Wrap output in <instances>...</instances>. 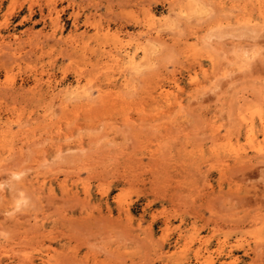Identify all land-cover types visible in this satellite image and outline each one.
I'll list each match as a JSON object with an SVG mask.
<instances>
[{"label": "rangeland", "instance_id": "obj_1", "mask_svg": "<svg viewBox=\"0 0 264 264\" xmlns=\"http://www.w3.org/2000/svg\"><path fill=\"white\" fill-rule=\"evenodd\" d=\"M18 1L19 4L15 6L16 11L11 9L12 3H18ZM18 1L0 0V32L24 38L22 40L24 47L20 51L19 58L25 56L20 62L15 63L17 57H13L14 55H11L13 53L10 51L0 52V121L2 122L0 124L10 128L13 133L11 136L15 135L8 141L11 145L8 147L7 142V146H3V149L0 150V165L4 163L2 164L4 167L0 168V264H23L25 258L26 261L28 258L35 259V264H44L43 259L48 260V258L53 262L51 264H151L152 262L147 263L146 257L143 260V254L145 250H149L151 257L155 258L152 255L155 253V241L162 240L161 243L166 248L165 252L174 254L184 250L188 241L191 242L192 237L200 235L204 238L211 237L209 248L212 252H204V260L210 259V256L216 264L228 260L230 248L239 242L243 245L235 250V254L241 257L239 264H264V160L255 159V161L244 165L234 164L235 161L228 151L227 141L225 143V140L220 141L217 135L212 137V131L218 127L217 125L222 126L221 122L224 123L223 129H221L222 136L226 129L236 127V123L239 124L241 121L242 114H246V112L249 114L247 107L248 109L260 107L264 110V26H262L264 14L261 15V11L264 13V0L261 7L260 3L258 4L254 0ZM51 1H54V5L57 4L59 11L63 10L65 40L76 38L71 37L77 33L83 34L87 30L84 24L87 14L93 15L92 17L100 24H105L102 25L103 28L111 30L109 33L111 40L121 36L127 43H134L132 46H135L141 38L149 51V56L143 57L142 70L137 72L128 70L129 67H126L125 73L119 70L113 74L114 70L111 72L108 70L109 73L104 74L105 63L101 64L102 66L100 63L107 58L104 57L103 61L99 63V60L96 59L97 55L91 54L92 50L91 52L90 50L89 52L85 51V56L82 54L83 52L80 51L81 53L78 54L65 43L60 44L61 47L59 45L57 47L52 39L48 43L54 45L55 48L54 46V49L51 48V44H48L47 53L40 54L38 52L40 47L35 45V48L31 47L29 33L43 31L45 36L50 34L51 28L49 24L46 25L42 21L40 9L47 10L48 6L52 4ZM32 3H36V6H33ZM68 3L69 6H67ZM258 5L259 7H257ZM31 6L34 7L36 13L33 18H27L28 8ZM71 11H73L72 13L77 11L83 15H81L79 31L74 34H71L75 30ZM8 15H10V25L5 22ZM244 18L247 19L244 20ZM138 21H140L139 24ZM246 21L248 25L250 23H254V25L244 26L246 23L243 22ZM146 24L150 25L149 29L155 27L154 32H150L146 28ZM253 26L256 31L252 29ZM155 29L160 33L157 34ZM88 30L90 38L94 37L92 34L96 35L94 28L91 27ZM112 32L120 35L116 34V37ZM89 37H87L88 40ZM110 42L107 44L109 50ZM92 46H95L93 47L95 49L98 48L95 42L92 43ZM31 48H33V52ZM50 49H52V53ZM192 49L199 53H195ZM245 50H249L251 53L247 51V56L244 59ZM68 51L71 53L66 56ZM256 51L259 53L257 52V55L254 56ZM192 52L195 54L192 55ZM7 53L12 58L7 56ZM76 54L79 56L77 57ZM73 57L74 59H72ZM251 57L253 61L250 60ZM37 58L40 60H35ZM246 59L248 63L245 61ZM74 60H76L75 63ZM146 60L148 64L145 63ZM93 62L97 65H95L97 70L93 68L95 67ZM12 63L13 65H11ZM91 70L96 72H91ZM203 70L208 72L205 76L209 79H204L206 72ZM41 71L44 72L46 79L51 74L56 76L54 78L57 79L58 91H61V88L68 89L67 92L69 89L73 91L76 85L83 87L87 82L83 88L90 89L92 87L90 90V93L92 92L91 103L89 101L87 103H90V106L94 105L96 116L90 106L79 107L83 99L78 96L80 98L78 101L77 95L70 93L71 91L68 94L70 96L63 90L61 92H66V96L64 93L59 94L58 97L53 98L54 100L47 97L46 80L41 81L40 85H37L35 81L37 76L43 74ZM76 71H79V74L82 73L83 76L81 77ZM97 73H100L99 77L96 75ZM128 76L132 77L131 80L128 79ZM212 76L214 79L211 80ZM195 77L197 80H192ZM90 78H93L91 83L89 82ZM110 78L113 79L111 82ZM126 79L128 82L130 81L128 87L123 85ZM210 81V88H206L205 93L196 90L202 88L203 85L208 87ZM175 83H178L179 86L177 87ZM92 84L94 85L92 86ZM119 84H122L120 89L123 87V91L116 90ZM159 85L160 87H169L168 89L174 88L172 92L175 99L173 98V100L177 105L174 103L171 107L162 103L157 105L151 100L154 94L157 95ZM35 87L38 89L37 92L41 91V94L39 92L33 96ZM192 87H195V90ZM106 90L110 92L113 100L109 93L105 94ZM119 90L121 92L116 94ZM149 90L152 92L148 93ZM197 91L204 94H197ZM191 92L193 94H190ZM119 94L123 96H119ZM144 95L149 97L148 99L147 97L143 98L147 100L146 102L141 99ZM67 96L69 99L66 98ZM70 97L73 98L72 101ZM99 97L106 101L102 102ZM118 97H124V99L121 101ZM238 97L240 98L238 99ZM241 97H246V101H243ZM65 99L70 100L71 103L67 100L66 102ZM92 99L95 102H92ZM115 99L119 102L113 106L111 101L115 103ZM176 99L178 102L181 100L179 103L183 105V109L178 108ZM140 101H143L144 104H140ZM242 101L244 110L238 109L240 106L242 107ZM247 101L250 103L248 104ZM256 102H259V105ZM124 104L126 107H123ZM65 106L68 108L66 109ZM104 106L109 107L106 109L107 111ZM143 106L145 107L143 108ZM86 108L88 111L91 109L92 111H90L93 113L88 112ZM138 108L140 112H138ZM175 108H178L180 113H177L178 110ZM163 109H166L167 114ZM173 109L174 111H172ZM151 112L159 115L154 114L156 117L154 118L153 115L152 119L154 120H152ZM141 113L142 117L147 116L142 119L143 122L140 119ZM124 114L126 115L124 116ZM127 114L131 115L130 118L126 117ZM237 114L240 115V121H237L239 117ZM75 115H78V118L72 119ZM162 115H164V118L162 117L164 121L161 119ZM168 115H172V117L169 118ZM165 116L167 117L165 118ZM158 118L162 122H159ZM157 119L158 125L155 122ZM172 119L177 121H175L177 125L171 122ZM101 120L106 123H101ZM132 120L133 126H131L132 123L127 124ZM108 122H111L110 126ZM146 122L155 124L152 126V123L150 126V123ZM32 123H50V125L43 132L35 133L30 129V127L33 128L34 124ZM122 123L126 125H122ZM160 123L162 124L160 125ZM26 124L32 125L28 127ZM71 124L72 126H70ZM96 125L98 126L95 127ZM212 125L215 128L213 127L214 130L212 129L211 133ZM116 127L119 128L118 131ZM23 134L25 136L20 138ZM64 134L70 139L65 140L67 137ZM214 134L216 133L214 132ZM36 135H40L39 138ZM35 139L39 140V143H33L36 142ZM214 139L222 144H218L216 140L212 142ZM23 140L28 142L24 144ZM78 142L80 143L77 144ZM80 144L82 148L80 146L78 148L77 145ZM218 145L220 147L217 148ZM224 145L228 150L224 148ZM60 146L65 152L60 153ZM55 147L58 148L60 156L55 152ZM8 149L15 150L16 155ZM10 154L13 155L11 158H9ZM43 155L46 161H40V166H38L37 162L40 159L37 158H43ZM214 155L222 157L221 160L226 159L221 161L217 159L219 158L217 156L216 161L218 160L220 163L214 161L215 159L212 163L210 162L212 159H209L211 156V158L216 157ZM2 160L7 161L2 162ZM35 160L38 161L34 164ZM214 162L216 165L219 163L218 167ZM222 162L225 163V167L231 166L224 168V174H222L224 167H222ZM24 168L25 172H22V177H13L18 172L17 170L23 171ZM37 170L43 172L49 170L50 174H48L49 171L46 172L48 177L44 175V178L41 175L42 171ZM13 172L14 174H12ZM34 174V178L31 177ZM36 175L39 177L37 178ZM35 178L38 180V184H34V182L37 183ZM43 178L47 179V187L44 189L38 186L40 181L44 180ZM21 179L23 181L25 179L33 180L34 182H31L33 186H36L32 188L33 186H30L32 183L29 181V184L26 180L25 189H20L24 186ZM17 180H20L21 183ZM83 182L85 183L82 184ZM62 183L63 186H60ZM26 184L28 185L26 186ZM82 185L90 186L91 191V197L88 198L89 206L86 201V205L83 207L86 209L82 208L84 202L80 201L81 197L82 200H87ZM49 187L54 190L53 197L51 192L49 193ZM60 187L61 189L64 187L62 189L64 192H61ZM41 189L43 192H40ZM74 192L76 197L79 196L78 198L74 197ZM105 192H107L106 195H104ZM48 194L51 197H48L47 200L45 197ZM77 199L83 204L82 206L76 201ZM16 201L19 202L17 205H15ZM91 204H96L95 208ZM121 204L123 205L121 206ZM124 204L130 205L131 215H127V217L130 216L129 219L125 217ZM11 205L20 208L14 209ZM100 210L101 213H99ZM86 211L91 218L88 217ZM92 213L96 219L93 218ZM89 218L94 219V222L88 221ZM87 221L92 222L91 225ZM167 221L174 225L171 232L165 230ZM145 231L152 232L148 235L145 234ZM165 232L166 234H164ZM181 233L184 237L177 243ZM151 235L153 238H150ZM162 235L169 238L164 239ZM225 239L227 247L218 252L220 243L226 241ZM186 240L188 241L186 242ZM199 243L198 240L195 241L191 245V250L187 249L186 251L192 264H197L195 251L201 248ZM2 246H7L11 252L6 250L7 247L3 249ZM149 255L146 254L150 258ZM153 258L152 260H156ZM177 260L178 255L170 258L165 264H177ZM153 263L164 264L163 260L160 262L156 260Z\"/></svg>", "mask_w": 264, "mask_h": 264}, {"label": "bare ground", "instance_id": "obj_2", "mask_svg": "<svg viewBox=\"0 0 264 264\" xmlns=\"http://www.w3.org/2000/svg\"><path fill=\"white\" fill-rule=\"evenodd\" d=\"M18 1V0H17ZM55 1V0H54ZM54 1H51V3L53 4V6H52V4L51 5H49L48 7L49 8H47V10L46 9H44V8H42L41 6H39L40 8H42V9H40V14H41V19H42V21L47 25V24H49V26H50V28H51V32H50V34L49 35H46L45 36V32H43V31H41V32H39V33H29L30 35H29V43H30V45H31V47L33 46V48H35L34 47V45L36 46V47H40L39 48V50H38V52H40V54H45V53H47V51H46V49H47V47H48V44L50 45L51 43H48L49 42V40L51 41V39L54 41V44L55 45H57V47H58V45L60 46V44L61 45H63V43H65V44H67V45H70V47H71V49H73L74 51H77V53L78 54H80L81 52H83L82 54H84L85 53V51L86 52H89V50H90V52H91V50H92V52H91V54L92 55H97V57H96V59H98L99 60V63L101 62V61H103V58L105 57V58H107V59H105L104 61H106V62H101L100 63V65L102 64V65H104V63H105V65L103 66V71L105 70V71H108V70H110V72L112 71V70H114L113 71V74L115 73V71H119V70H121V72L122 71H124V69L126 68V67H129L128 68V70L129 69H131V70H133V71H140V70H142V67L144 66L143 64H144V60H143V57H145V55H146V58L149 56L148 54V47H147V45H145V43L144 42H142L141 41V38L137 41V43L135 44V46H132L134 43H132V44H130V43H127L124 39H122L121 38V36H116V34L117 33H113V34H115V36L117 37V38H112L113 40H111V38L109 37L111 34H109V33H111L110 31L111 30H109V29H105V28H103L102 27V25H105V24H100L99 22H97L98 20H95V18L94 17H92L93 15H89V14H87L86 16H85V20H84V24L86 25V27H87V30L83 33V34H78L77 32L79 31V27H80V24H81V13L80 12H77V11H75L74 13H72L73 11H71V17L72 18H74V23H73V25H74V27H75V30L74 31H72L71 32V34H74V33H77V34H75V35H73L71 38H73V37H76V38H73V39H71V40H65V37H64V28H65V26H64V24H63V20H62V8H61V10L62 11H59L58 10V6H57V4H55L54 5ZM68 1V0H67ZM73 1V0H72ZM254 1H257L258 2V4L260 3V7H261V4H263V0H254ZM16 2V1H15ZM12 3V8L11 9H16L15 8V6L17 5V4H19V1H18V3ZM70 2V1H69ZM74 2V1H73ZM72 2V3H73ZM76 2V1H75ZM59 3V2H58ZM13 4H14V6H13ZM21 4V3H20ZM33 4V6H36V3L34 4V3H32ZM38 5V4H37ZM40 5V4H39ZM71 5V4H70ZM255 5V4H254ZM33 6H31V7H29L28 9H29V15L28 16H26L27 18H33L34 16H35V13H36V10L34 9V7ZM67 6H69V3H68V5ZM73 6V5H72ZM79 6V5H78ZM66 7V6H65ZM257 7H259V5L257 6ZM9 8H10V6H9ZM64 8V7H63ZM67 8V7H66ZM81 8H82V6H81ZM80 8V9H81ZM49 9V10H48ZM83 9V8H82ZM263 9H264V7H263ZM9 10V9H8ZM78 10V9H77ZM84 10V9H83ZM259 10V9H258ZM261 10H262V8H261ZM16 11V10H15ZM49 11V12H48ZM9 12H10V10H9ZM9 12H7V14L9 13ZM14 12V11H13ZM83 12V11H82ZM260 12V11H259ZM11 13H12V10H11ZM48 13V14H47ZM184 13V12H183ZM186 13V12H185ZM188 13V12H187ZM10 14V13H9ZM251 14V13H250ZM262 14H264L262 11H261V15ZM184 15V14H183ZM83 16V15H82ZM249 16V15H248ZM7 17V16H6ZM10 15H8V18L5 20V22L7 23V25H10ZM250 17H251V15H250ZM264 17V16H263ZM262 17V18H263ZM96 19H97V17H96ZM247 18H244V20H246ZM254 19V18H253ZM243 20V19H242ZM248 22H250L249 20H247ZM247 21L246 22H243V23H246V25H244V26H247L248 25V23H247ZM101 22V21H100ZM139 22L140 21H138V24H139ZM252 22V21H251ZM258 23V22H257ZM256 23V24H257ZM242 24V23H241ZM251 24V25H250ZM247 27H251L252 25H254V23L252 24V23H250ZM152 25V24H151ZM258 25V24H257ZM261 25V24H260ZM146 26V28H148L149 29V27H150V25L149 24H146L145 25ZM262 26H264V24L262 25ZM94 28L95 29V31H96V35L95 34H92L94 37H92V38H90L88 35H89V28ZM246 27V28H247ZM255 26H253V30H255L256 31V28H254ZM257 27V26H256ZM259 27V26H258ZM151 28V27H150ZM155 28V27H154ZM154 28H152V29H149V31L151 32H154ZM110 29H111V27H110ZM142 29V28H141ZM250 29V28H249ZM251 29V30H252ZM159 30H160V28H159ZM159 30H156L155 29V31L157 32V34L158 33H160V31ZM261 30H263V29H261ZM261 30H258V31H261ZM145 31V30H144ZM264 31V30H263ZM28 32V31H27ZM108 32V33H107ZM162 32V31H161ZM11 34V33H10ZM5 35V34H3L2 32H0V52H8V51H10L11 53H13V54H11V55H14L13 57H17V59H15L14 61H15V63L16 62H20L24 57H22V58H19V54H20V51L22 50V48L24 47L23 46V42H22V40L24 39V38H21L20 36H15V35ZM119 34V33H118ZM117 34V35H118ZM151 34V33H150ZM149 34V35H150ZM92 35H90V36H92ZM120 35V34H119ZM114 36V35H113ZM153 36V35H152ZM155 36V35H154ZM160 36H161V34H160ZM87 37H89L90 39L88 40V38ZM112 37V36H111ZM94 38V39H93ZM147 38V37H146ZM44 39H46L45 41H43ZM110 40H111V42H113V43H111L110 42ZM147 40V39H146ZM151 40V39H150ZM149 40V41H150ZM152 40H153V38H152ZM25 41V40H24ZM52 41V42H53ZM93 42H95L96 43V46H98V48L97 49H95V48H93V47H95V46H92V43ZM110 42V50L108 49V43ZM130 42V41H129ZM46 44H47V46H46ZM51 46H52V44H51ZM54 46V45H53ZM53 46L51 47V48H53ZM65 46V45H64ZM92 46V47H91ZM61 47V46H60ZM59 47V48H60ZM63 47V46H62ZM29 48V47H28ZM33 48H31L32 49V52H33ZM54 48H55V46H54ZM53 48V49H54ZM64 49V48H63ZM62 49V53H63V51L65 50H63ZM197 49V48H196ZM34 50H36V49H34ZM73 50H71V51H73ZM98 50V51H97ZM199 50V49H198ZM52 51V49H50V52ZM81 51V52H80ZM192 51H194L195 53L197 52V53H199L197 50L195 51L194 49H192ZM200 51V50H199ZM248 52H250L251 53V51H249V50H247ZM247 51L245 50V55H244V59L246 58L245 56H247ZM50 52H49V54H50ZM194 52H192L191 54L193 55V53ZM253 52V51H252ZM257 52L259 53V51H256L255 53H254V56H256L257 55ZM52 53V52H51ZM54 53V52H53ZM68 53V54H67ZM69 53H71V52H66V56L67 55H69ZM189 53V52H188ZM194 53V54H195ZM30 54V53H29ZM49 54H48V56H49ZM87 54V53H86ZM90 54V55H91ZM256 54V55H255ZM7 56H10V55H8V53L6 54ZM21 55H23L22 53H21ZM32 55H34V54H32ZM31 55V56H32ZM71 55H75V54H71ZM71 55H70V58H71ZM85 55V54H84ZM198 55H201V54H198ZM56 56V55H55ZM76 56L78 57L79 55H77L76 54ZM86 56V55H85ZM253 55H252V57H254ZM36 57V56H35ZM37 57H39L40 59H41V57L40 56H38L37 55ZM49 57H51V56H49ZM91 57V56H90ZM92 57H94V56H92ZM195 57V56H194ZM242 57V56H241ZM249 57H250V55H249ZM252 57H251V61H253V59H252ZM10 58H12V56H10ZM9 58V59H10ZM65 58V57H64ZM69 58V57H68ZM40 59H35V60H40ZM72 59H74V57L72 58ZM196 59V58H195ZM13 60V59H12ZM75 61L76 60H74V63H75ZM88 61H91L90 59H88ZM97 63V65H99L98 64V61L97 60H95ZM94 61V62H95ZM213 61V60H212ZM245 61H247V59L245 60ZM92 63L93 64V66H95L96 64L95 63ZM147 62V60L145 61V63ZM244 62V61H243ZM71 63H72V61H71ZM74 63H72V64H74ZM246 63V62H245ZM247 63H248V61H247ZM246 63V64H247ZM251 63V62H250ZM10 64V63H9ZM18 64H20V63H18ZM146 64H148V62L146 63ZM11 65H13V63L11 64ZM90 65V64H89ZM96 65V66H97ZM101 65V66H102ZM15 66H16V64H15ZM23 66V65H22ZM70 66H71V64H70ZM96 66L95 67H93L95 70H97L96 69ZM246 66V65H245ZM98 67H100V66H98ZM92 68V69H93ZM8 69V68H7ZM13 69V68H12ZM10 70H11V68H10ZM67 71H68V68L66 69ZM127 70V69H126ZM126 70L124 71V73L126 72ZM8 71H9V69H8ZM18 71H20V70H18ZM79 71H81V70H79ZM79 71H76V72H78V74L80 73ZM101 71H102V69H101ZM104 71V74H106V73H109V71L108 72H105ZM203 71H205L206 72V70H203ZM15 72V71H14ZM42 72V71H41ZM85 72V71H84ZM91 72H96V71H92L91 70ZM97 72H99V71H97ZM36 73V72H35ZM43 74L42 75H40V76H37L36 77V84L37 85H40V83H41V81H45V83H46V85H47V91H46V96L47 97H49V98H55V97H58L59 96V94L61 95V94H63L64 92H61V91H63V90H65V89H63V88H61L62 90L60 91H58V84H57V79H55L54 77H56V76H54V75H49V76H47L48 77V79H46L45 78V75H44V72H42ZM67 73V72H66ZM102 73V72H101ZM128 73V72H127ZM133 73V72H132ZM204 73V72H203ZM208 72H206V73H204V79L206 80V79H209L207 76H205L206 74H207ZM50 74V73H49ZM77 74V73H76ZM91 74V73H90ZM99 74L100 73H97L96 75H98V77H99ZM103 74V73H102ZM134 74V73H133ZM139 74V73H138ZM79 75H81V77L83 76V74L81 73V74H79ZM120 75V74H119ZM209 75V74H208ZM87 76V75H86ZM104 76V75H103ZM108 76V75H107ZM130 76V75H129ZM129 76H128V79L129 80H131V78H129ZM211 76V75H210ZM209 76V77H210ZM96 77V76H95ZM114 77V76H113ZM116 77V76H115ZM207 77V78H206ZM215 77V76H214ZM13 78V77H12ZM79 78H80V76H79ZM112 78V77H111ZM109 79L110 80V82L113 80V79ZM175 78V77H174ZM174 78H173V80H174ZM197 77H195L194 79H192V80H195ZM92 79L93 78H90V83L92 82ZM106 79V78H105ZM128 79H126L125 80V83L123 84L122 82V84L124 85V86H126V87H128V83L130 82H128ZM176 79V78H175ZM211 80L212 79H214L213 78V76L210 78ZM86 80H88V79H86ZM94 80H96L95 78H94ZM108 80V81H109ZM123 80V79H122ZM172 80V81H173ZM197 80V79H196ZM209 81V80H208ZM88 82V83H89ZM174 82V81H173ZM199 82V81H198ZM203 82V81H202ZM10 83V82H9ZM87 83V82H86ZM86 83L84 84V86L86 85ZM193 83V85H195V83L194 82H192ZM201 83V82H200ZM213 83V82H212ZM35 84V86H37ZM77 84V83H76ZM111 84V83H110ZM114 84V83H113ZM121 84V85H122ZM176 85H177V87L179 86V84L178 83H175ZM196 84H198L197 82H196ZM210 84H211V81H210V83H209V85H208V87L206 86H204L203 85V89L202 88H198V89H196V90H199V91H201V92H203L204 90L205 91H207V89L208 88H210ZM31 85V84H30ZM79 85H80V83H79ZM94 84H92V86H93ZM120 84H119V86H118V88L116 89V90H118V89H120V86H121ZM130 85V84H129ZM199 86H200V84H198ZM15 86V85H14ZM75 86V85H74ZM83 86V87H84ZM90 86V85H89ZM212 86V85H211ZM214 86V85H213ZM11 87V86H10ZM17 87V86H16ZM33 87V86H32ZM73 87V86H72ZM83 87H81V85L80 86H78V85H76V88L73 90V91H71L70 89H69V92L70 93H72V94H76L77 96H76V98L78 99L79 97H81L82 99H83V101H82V103L80 104V106L79 107H83V106H90L91 104V98H92V92L90 93V90H92V87L90 88V89H88V88H83ZM97 87H99V86H97ZM130 87V86H129ZM159 87H160V85H159ZM37 88H38V86H37ZM36 87L34 88V90H33V96H36L37 94H39V92H40V94H41V91H39V92H37V89ZM40 88V87H39ZM69 88V87H68ZM99 88H102V87H99ZM98 88V89H99ZM112 88H113V86H112ZM123 87H121V89L120 90H124V89H122ZM125 88V87H124ZM156 88V87H155ZM155 88H153V91H155L154 89ZM169 88V87H168ZM168 88H166L165 86H161L158 90H157V92H156V94L157 95H153V97L151 96L152 94H150V96L152 97L151 98V100H153L154 102H155V104H157V105H160L161 103L162 104H167L168 106H172L173 105V103L175 104V100H173V98L175 99V97L173 96V92H172V89L174 90V88H172V89H168ZM180 88V87H179ZM193 88V90H195L194 88L195 87H192ZM197 88V87H196ZM207 88V89H206ZM72 89V88H71ZM111 89V88H110ZM129 89V88H128ZM212 89V88H211ZM24 90V89H23ZM30 90V92H31V89H29ZM67 90L68 89H66L65 91L67 92ZM115 90V91H116ZM119 90V92H116V94L117 93H120L121 91ZM28 91V90H27ZM103 91H105V89H103ZM108 90H106V92H105V94L106 93H109L110 94V92H107ZM113 91V90H112ZM111 91V92H112ZM199 91H197V94H204L205 93V91H204V93H201V92H199ZM44 92V91H43ZM61 92V93H60ZM66 92L64 93V95L66 94ZM69 92H67V95L68 94H70ZM149 92H152V91H148V93ZM175 92V91H174ZM100 93V92H99ZM98 93V94H99ZM113 93H115V92H113ZM147 93V92H146ZM147 93V94H148ZM176 93V92H175ZM193 93H195V91H193ZM192 92L190 93V94H193ZM44 94V93H43ZM71 94V95H72ZM108 94V95H109ZM146 94V95H147ZM177 94V93H176ZM100 95V94H99ZM104 95V94H103ZM112 95H114V94H112ZM188 95H189V92H188ZM43 96V95H42ZM41 96V97H42ZM66 96V95H65ZM64 96V97H65ZM68 96H70V95H68ZM68 96L66 97V98H68ZM79 96V97H78ZM101 96H102V94H101ZM100 96V97H101ZM110 96H111V94H110ZM110 96H109V98H110ZM115 96V95H114ZM119 96H123L122 94L120 95L119 94ZM191 96V95H190ZM195 96H196V93H195ZM243 96V95H242ZM40 97V96H39ZM63 97V96H62ZM99 97V98H100ZM104 98H105V96H103ZM144 97H147V96H143L141 99L143 100V101H147V100H144L143 98ZM182 97V96H181ZM189 97V96H188ZM192 97V96H191ZM71 99V101L73 100V98L72 97H70ZM98 98V99H99ZM108 98V97H107ZM111 98H112V96H111ZM110 98V99H111ZM117 98V97H116ZM118 98H120V97H118ZM149 97H147V99H148ZM196 98V97H195ZM240 97H238V99H239ZM244 97H241V99L244 101H246V97L243 99ZM44 99V98H43ZM63 99V98H62ZM69 99V98H68ZM80 99V98H79ZM79 99H78V101H79ZM100 99H102V98H100ZM114 98H112V100H113ZM121 99V101H122V99H124V97L123 98H120ZM49 100V99H48ZM47 100V103L49 102V101H52V100H49L48 101ZM54 100V99H53ZM67 99H65V101H66ZM70 100H67V101H69L70 102ZM177 101H176V103H178V105L180 106H178V108L180 109H183L182 108V106L183 105H180V101L182 100V98H181V100L178 102V99H176ZM190 100H192V98H190ZM63 101V100H62ZM66 101V102H67ZM90 102V103H87V102ZM101 101V100H100ZM106 101V99H102V102H105ZM115 103H113L112 101H111V104H113V106H115L116 105V103L117 102H119L117 99H115ZM124 102H126L125 100H123ZM143 101L141 102L140 101V104L142 103V105L144 104L143 103ZM153 101H151V102H153ZM242 101V107L240 106L238 109H243L244 110V105H243V102ZM64 102V101H63ZM92 102H95L94 101V99H92ZM248 102V101H247ZM246 102V103H247ZM71 103V102H70ZM78 103V102H77ZM80 103V102H79ZM139 103V102H138ZM250 102H248V104H249ZM252 103H254V102H252ZM44 104V103H43ZM102 104V103H101ZM104 104V103H103ZM102 104V105H103ZM106 104V103H105ZM104 104V105H105ZM115 104V105H114ZM123 104V103H122ZM184 104H186V103H184ZM256 104H258L259 105V102H256ZM255 104V105H256ZM260 104H262V102H260ZM64 105H65V103H64ZM67 105V104H66ZM101 105V106H102ZM107 105V104H106ZM139 105V104H138ZM141 105V106H142ZM175 105H177V104H175ZM239 105H241V104H239ZM70 106V105H69ZM109 106V105H108ZM113 106H112V108H113ZM161 106H163V105H161ZM185 106V105H184ZM76 107H78V106H76ZM75 107V108H76ZM93 107H94V105L92 104V106H90V108H92V110H93V112H91L92 110L91 109H89V111L91 112V113H93V114H95V111L94 110H96V109H93ZM123 107H126L125 106V104H124V106ZM145 106H143V108H144ZM169 107V108H170ZM222 107V106H221ZM224 107V106H223ZM65 108H66V106H65ZM64 108V109H65ZM68 108V107H67ZM66 108V109H67ZM74 108V109H75ZM107 108H109V107H106V106H104V109L106 110ZM143 108H141V110L143 109ZM156 108H157V106H156ZM178 108H175V109H177L178 111H177V113H180V110L178 109ZM245 108H246V106H245ZM77 109H79V108H77ZM87 109V111H88V108H86ZM103 109V110H104ZM111 109V108H110ZM113 109H115V107L113 108ZM124 110L123 111H125V108H123ZM139 109V108H138ZM220 109V108H219ZM101 110V109H100ZM104 110V111H105ZM109 110V109H108ZM144 110V109H143ZM162 110V109H161ZM166 109H163V111H165ZM223 110H224V108H223ZM242 110V111H243ZM49 111V110H48ZM86 111V112H87ZM88 111V112H89ZM103 111V112H104ZM107 111V110H106ZM111 111V110H110ZM109 111V112H110ZM116 111H118V109H116ZM127 111V110H126ZM128 111H130V110H128ZM169 111H170V109H169ZM172 111H174V109L172 110ZM182 111V110H181ZM239 111V110H238ZM246 111V110H245ZM247 111L249 112V114H247V112H246V114H242V118H240V115L239 114H237V115H239V117L236 119L237 121H240L239 122V124L238 123H236V127H230V129L231 128H235V130L233 131V129H226V131L224 132L225 134H223V136H222V130L221 129H223L222 127L224 126L223 124V122H221L222 124V126H219V125H217L216 127V129L214 130V125H212L211 127H210V132H211V130L213 129L214 131H212L211 133H212V137H215V135H217V137H219L220 138V141L221 140H225L224 141V143L227 141V146H228V148H229V150L227 149V148H225V146L226 145H224V148L225 149H227L229 152H230V154H231V157H233V160L235 161V163L234 164H239V165H244V164H247V163H249V162H252L253 160L255 161V159H262V160H264V110L262 109V108H260V107H255V108H249L248 109V107H247ZM85 112V111H84ZM85 112V113H86ZM102 112V111H101ZM109 112H108V114H109ZM111 112H113V110L111 111ZM138 112H140V109L138 110ZM144 112V114H146L145 113V111H143ZM147 112V111H146ZM167 111H165L164 113H166ZM176 112V111H175ZM216 112H218V111H216ZM221 112V111H220ZM240 112V111H239ZM45 113H47V112H45ZM116 113V112H115ZM157 113V112H156ZM170 113V112H169ZM174 113V112H173ZM245 113V112H244ZM92 114V115H93ZM107 114V115H108ZM112 114V113H111ZM148 115H149V113H147ZM151 114H152V112L150 113V116H151ZM154 114H155V112H154ZM154 114H152V117H150L151 119L153 118V115ZM162 114V113H161ZM167 114V113H166ZM240 114H241V112H240ZM103 115V114H102ZM126 114H124V116H125ZM155 115H157V114H155ZM154 115V118L156 117ZM159 115V114H158ZM157 115V116H158ZM170 115V114H169ZM168 115V117L170 118V117H172V115L171 116H169ZM178 115V114H177ZM176 115V116H177ZM78 115H75L72 119H76V118H78L77 117ZM95 116H96V114H95ZM122 116V115H121ZM129 116H131V115H128L127 114V116L126 117H129ZM146 116V115H145ZM144 116V117H145ZM164 115H162L161 116V119H162V121H164V117H163ZM30 117V116H29ZM49 117V116H48ZM69 117V116H68ZM104 117V116H103ZM106 117V116H105ZM110 117H111V115H110ZM113 117V116H112ZM140 117V116H139ZM144 117H142V113H141V121L143 122V120L142 119H145ZM147 117V116H146ZM163 117V118H162ZM167 116H165V118H166ZM45 118V117H44ZM51 118V117H50ZM117 118V117H116ZM123 118V117H122ZM121 118V119H122ZM130 118V117H129ZM128 118V119H129ZM239 118H240V120H239ZM19 119V118H18ZM18 119H17V121H18ZM20 119H21V117H20ZM48 119V118H47ZM98 119V118H97ZM158 119H160V118H158ZM158 119H157V121H155L156 122V125H158ZM161 119L159 120V122H162L161 121ZM89 120V119H88ZM92 120V119H91ZM96 120V119H95ZM125 120V119H124ZM152 120H154V119H152ZM215 120H216V118H215ZM215 120H213V121H215ZM223 120V119H222ZM7 121V120H6ZM75 121V120H74ZM93 121V120H92ZM103 120H101V123H104L105 121H103ZM109 121V120H108ZM115 121V120H114ZM174 121V122H173ZM176 120L175 119H172V123L175 125L176 124V122H175ZM9 122V121H8ZM13 122V121H12ZM111 122H112V120H111ZM111 122H108V125L110 126V123ZM121 122H123V121H121ZM125 122V121H124ZM123 122V123H124ZM126 122H128V121H126ZM170 122V121H169ZM0 123H2L1 121H0ZM5 123V122H4ZM7 123V122H6ZM14 123V122H13ZM67 123V122H66ZM106 123V122H105ZM116 123V122H115ZM117 123H118V121H117ZM122 123V125H126V124H123ZM132 123V125L131 126H133V120H132V122L130 121V123H127V124H131ZM146 123H150V122H146ZM153 123V124H152ZM152 123H150V126H151V124H152V126H154V122H152ZM215 123V122H214ZM213 123V124H214ZM218 123H220V122H218ZM217 123V124H218ZM10 124V123H9ZM12 124V123H11ZM24 124V123H23ZM22 124V125H23ZM30 124V123H29ZM32 124H34L33 125V128H31L30 126L32 125ZM30 126L29 125H27L28 127H30V129H32L33 131H31V132H35V133H40L41 131L43 132V130H45V129H48L47 127H49V125H50V123H32ZM58 124V123H57ZM73 124V123H72ZM72 124L70 125V126H72ZM100 124V123H99ZM162 123H160V125H161ZM169 124V123H168ZM4 125V124H3ZM61 125V124H60ZM113 125V122H112V124H111V126ZM118 125V124H117ZM155 125V126H156ZM172 125V124H171ZM170 125V126H171ZM177 125V124H176ZM216 125V124H215ZM226 125V124H225ZM232 125H234V124H232ZM12 126V125H11ZM19 126L21 127V125L19 124ZM27 126H26V128H27ZM53 126V125H52ZM98 125H96L95 127H97ZM162 126H164V125H162ZM167 126V125H166ZM7 127V126H6ZM6 127H3L2 126V124H0V150H1V148L3 149V146H7L6 144H7V142L9 141V139H10V137H14L15 135H12L11 136V134H13V133H11V130H10V128H6ZM89 127V126H88ZM91 127V126H90ZM117 127H119V126H117ZM117 127H116V130L118 131V129H117ZM168 127V126H167ZM166 127V128H167ZM214 127V128H213ZM238 127V128H237ZM52 128V127H51ZM92 128H93V126H92ZM161 128H165V127H161ZM170 128V127H169ZM108 130V129H107ZM112 130V129H111ZM115 130V129H114ZM115 130V131H116ZM19 131H21V130H19ZM25 131V130H24ZM60 131V130H59ZM13 132V131H12ZM62 132V131H61ZM108 132V131H107ZM214 132L216 133V134H214ZM115 133H117V132H115ZM18 134V133H17ZM25 134V133H24ZM21 135L20 136V138L21 137H24L26 134H27V132H26V134L25 135ZM34 134V133H33ZM42 134V133H41ZM55 137H56V130H55ZM65 134H66V132H65ZM64 134V136L65 137H67L65 140H68V139H70V138H68V136L67 135H65ZM43 135V134H42ZM106 135V134H105ZM115 135V134H114ZM37 136V135H36ZM40 136V135H39ZM39 136H37L38 138H39ZM72 136V135H71ZM70 136V137H71ZM29 137V136H28ZM32 137V136H31ZM30 137V138H31ZM35 137V136H34ZM43 137V136H42ZM41 137V138H42ZM60 137V136H59ZM58 137V138H59ZM65 137H63V138H65ZM36 138V137H35ZM61 138V137H60ZM28 139V138H27ZM32 139H33V137H32ZM43 139V138H42ZM217 140H218V138H216ZM216 139H214L212 142H214ZM29 140H31V139H29ZM54 140V139H53ZM61 140V139H60ZM64 140V141H65ZM217 140H216V142H217ZM13 141V140H12ZM23 141H25V143L24 144H26V142H28V141H26V140H23ZM34 141V140H33ZM35 141L36 142H33V143H39V140L37 141L36 139H35ZM63 141V140H62ZM79 141H81L80 139H79ZM22 142V141H21ZM31 142H32V140H31ZM31 142H29V143H31ZM54 142V141H53ZM58 142H59V140H58ZM57 142V143H58ZM16 143V142H15ZM23 143H22V145H23ZM41 143V142H40ZM57 143H56V145H57ZM80 142H78L77 144H79ZM218 144L220 143V145L222 144L221 142H217ZM217 143H215V144H217ZM82 144V143H81ZM81 144L80 145H77L78 146V148H80L81 147ZM110 144V143H109ZM214 144V143H213ZM9 145H11V144H9V142H8V147H9ZM22 145H20V146H22ZM28 145V144H27ZM26 145V146H27ZM30 145V144H29ZM31 145H32V143H31ZM59 145H60V143H59ZM62 145V144H61ZM68 146H70V145H68ZM80 146V147H79ZM83 146V145H82ZM10 147H12V146H10ZM17 147V146H16ZM19 147V146H18ZM17 147V148H18ZM57 147V146H56ZM55 147V149H56V151L55 152H57L58 153V156H60L61 154V152L62 151H64L65 152V150H62L63 148H61V146H60V153L58 152V148H56ZM216 147V146H215ZM215 147H214V149H215ZM218 147H220L219 145L217 146V148ZM21 148V147H20ZM66 148H67V144H66ZM69 148V147H68ZM77 148V147H76ZM82 148V147H81ZM84 148V147H83ZM210 148H212L213 149V147H210ZM223 148V147H222ZM10 149V148H9ZM8 149V151H10V152H12L11 150H9ZM12 149V148H11ZM54 149V150H55ZM221 149V148H220ZM7 150V149H6ZM17 150V149H16ZM69 150V149H68ZM209 150V149H208ZM216 150V149H215ZM15 151V150H14ZM14 151H13V153H14ZM23 151H24V149H23ZM23 151H21V153H23ZM213 151V150H212ZM3 152V151H2ZM9 152V153H10ZM1 153V152H0ZM6 153V152H5ZM8 153V154H9ZM12 153V154H13ZM15 153H16V151H15ZM14 153V154H15ZM63 153V152H62ZM24 154V153H23ZM56 154V153H55ZM11 155V154H10ZM16 155V154H15ZM21 155V154H20ZM41 155V154H40ZM39 155V156H40ZM46 155V154H45ZM54 155V154H53ZM8 156V155H7ZM13 155H11V156H9V158H11ZM202 156V155H201ZM213 156V155H212ZM211 156V157H212ZM214 156H216V155H214ZM218 156V155H217ZM217 156L216 157H214V158H211L210 157V159L209 160H211L210 162H212L213 163V159H215L214 161H216V158H217ZM224 156V155H223ZM226 156V155H225ZM38 157V156H37ZM36 157V158H37ZM49 157V156H48ZM219 157V156H218ZM230 159H231V157L230 156H228ZM227 157V158H228ZM35 158V159H36ZM42 158V157H41ZM41 158H37L38 160H35L34 161V164L37 162V164H38V166H40V161H46V158L44 157V155H43V160L41 159ZM206 158V157H205ZM220 158V157H219ZM219 158H217L218 160H221V158L219 159ZM223 158H225V157H223ZM226 159V158H225ZM225 159H222L221 161H225ZM216 161V162H219L220 163V161ZM1 161V160H0ZM5 161H7V160H2V162H5ZM208 161V160H207ZM227 161V160H226ZM233 161V162H234ZM229 162V161H228ZM215 163V162H214ZM219 163H217V165H216V163H215V166H217L218 167V165H219ZM227 163V162H226ZM2 164H4V163H2ZM2 164L0 165L1 167V169L4 167V166H2ZM221 164H223L222 165V174H224V168H230V167H225V163L224 162H222ZM233 164V163H232ZM228 165V164H227ZM226 165V166H227ZM33 166V165H32ZM37 166V167H38ZM213 166H214V164H213ZM214 166V167H215ZM31 167V166H30ZM35 168V167H34ZM0 169V170H1ZM36 169V168H35ZM38 169H40L39 167H38ZM20 170V169H19ZM19 170H17L18 172H16L15 173V175L13 176L14 178H16L17 176L19 177V176H21L22 177V172H25L24 170H25V168L23 169V171H19ZM228 170V169H227ZM226 170V171H227ZM27 171V170H26ZM37 171H39V172H41L40 170H37ZM37 171H36V173H37ZM49 170H47L46 172H48ZM219 171L221 172V169H219ZM43 172V171H42ZM41 172V175L45 178V176L44 175H47L46 174V172H43V173H45V174H43ZM35 173V172H34ZM12 174H14V172L12 173ZM48 174H50V171L48 172ZM221 174V173H220ZM221 174V175H222ZM40 175V176H41ZM16 176V177H15ZM34 176H35V174L33 175V176H31V177H33L34 178ZM37 176V178L39 177V175H36ZM20 177V178H21ZM47 177H48V175H47ZM20 178H18V179H20ZM28 178V177H27ZM43 178V179H44ZM24 179V178H23ZM32 179V178H31ZM49 179V178H48ZM22 180V179H21ZM27 179H25V181H26ZM34 180H36V178L34 179ZM47 179H44V180H41L40 181V183H39V185L38 186H41L43 189L44 188H46L47 187V181H46ZM23 181V180H22ZM25 181H23L22 183H24V186L23 187H21L20 189H22V188H24L25 187ZM28 181V183L30 184V182L32 181V182H34L33 180H27ZM30 181V182H29ZM37 181V183L36 182H34V184H38V180H36ZM17 182H19V183H21V181L20 180H17ZM31 182V183H32ZM82 182V181H81ZM18 183V184H19ZM85 182H83L82 184H84ZM20 185V184H19ZM28 184H26V186H27ZM60 185V184H59ZM31 187L33 186V183L30 185ZM34 186H36V185H34ZM34 186L32 187V188H34ZM60 186H63V183L60 185ZM82 186H84V185H82ZM64 187L66 188V185H64ZM64 187H62V189H64ZM68 187V186H67ZM90 186L88 187L87 185H85L84 186V188H83V191H84V193H85V195H86V198H87V200H82L81 198H80V201H82V203L84 204V206H82L83 204H81L80 203V201H78V199L76 200L79 204H81L80 206H82V208L83 207H85V205H86V203H88V200L90 199V197H91V191H90ZM25 189V188H24ZM23 189V190H24ZM38 189H40V188H38ZM60 189H61V187H60ZM61 189V190H62ZM70 190H71V187L69 188ZM1 190V189H0ZM48 190H49V193L50 194H52V192L54 191L53 189H51V187H49L48 188ZM68 190V189H67ZM67 190H65V191H67ZM42 191V189L40 190V192ZM43 192V191H42ZM61 192H64L63 190L61 191ZM72 192V191H71ZM77 192V191H76ZM67 193V195H68V192H66ZM65 193V194H66ZM106 193L107 192H105L104 193V195H106ZM50 194H48V196L47 197H45L47 200H48V197H51V196H49ZM45 195V194H44ZM53 195H55L54 193L52 194V197H53ZM73 195H75L74 197H76V194H75V192L73 193ZM69 196V195H68ZM79 197V196H78ZM78 197H76V198H78ZM84 197V196H83ZM72 198V197H71ZM89 198V199H88ZM50 199V198H49ZM74 199V198H73ZM85 199V198H84ZM87 201V202H86ZM13 202V201H12ZM86 202V203H85ZM121 202V201H120ZM122 202H123V200H122ZM17 203H19L18 201H16L15 202V205H17ZM20 203H21V200H20ZM123 203H125V202H123ZM22 204V203H21ZM78 204V205H79ZM88 206H89V203L87 204ZM92 205V207H93V205H94V207L93 208H95V206H96V204H91ZM123 204H121V206H122ZM125 205H127V206H125ZM12 206V205H11ZM19 206H21L20 204H19ZM19 206H12V207H14V209H16V208H18ZM79 206V207H80ZM91 207V206H90ZM90 207H88V208H90ZM20 208V207H19ZM81 208V207H80ZM87 208V209H88ZM124 208H125V210H126V216L125 217H127V215H131L130 213V205L129 204H124ZM83 209H86V208H83ZM91 209V208H90ZM82 210V209H81ZM93 211H94V209H92ZM122 210V209H121ZM120 210V211H121ZM12 211V210H11ZM10 211V212H11ZM12 212H14V211H12ZM87 212V211H86ZM90 212V211H89ZM110 212V211H109ZM108 212V213H109ZM7 214H9L8 212H6ZM91 213V212H90ZM99 213H101V210L99 211ZM111 213V212H110ZM87 215H88V212H87ZM123 215V214H122ZM92 216H93V218L94 219H96L95 218V215H93V213H92ZM88 217H90V215H88ZM129 217L130 216H128L127 218L129 219ZM132 217V216H131ZM91 218V217H90ZM89 218V220L88 221H90L91 219ZM101 218V217H100ZM100 218H97V219H100ZM126 218V219H127ZM155 218V217H154ZM157 218V217H156ZM82 220H84V219H86V218H81ZM94 219H92L91 221H93ZM102 219V218H101ZM127 219V220H128ZM81 220V221H82ZM87 220V219H86ZM86 220H85V222H86ZM131 220V219H130ZM87 221V223L89 224V225H91V223L90 222H88ZM129 221V220H128ZM132 221V220H131ZM94 222V221H93ZM254 222H255V219H254ZM256 222H257V220H256ZM166 225H167V229H165L166 231L168 230V231H170L171 232V230H172V228L174 227V225H173V223H171V222H168L167 221V223H166ZM165 225V226H166ZM264 225V224H263ZM152 232V231H151ZM151 232H148V233H151ZM169 232V233H170ZM146 231H145V234H148ZM164 234H166V232L164 233ZM149 235V234H148ZM50 236V235H49ZM163 236V235H162ZM164 237V236H163ZM167 237V236H166ZM184 236H183V234L181 233L180 234V236H179V239H178V241H177V243H179L181 240H182V238H183ZM150 238H153L152 237V235H151V237ZM169 237H167V238H165L164 237V239H168ZM146 240H148V238H146ZM151 240V239H150ZM158 240V239H157ZM160 240V239H159ZM189 240V239H188ZM188 240H186V242L188 241ZM197 240L200 242L199 244H201V248H199L197 251H195L196 252V254H195V258H196V260H197V264H216V262H215V260L212 258V256H210L209 258L210 259H206V260H204L205 259V253L204 252H210L211 250H210V248H209V246H210V240H211V237L210 238H208V237H206V238H204L203 236L201 237V235L200 236H196V237H192V239H191V242H189L188 241V243H187V245H186V247H185V249L184 250H180L179 251V253H170V252H165V246H163V243H161L162 242V240L161 241H155V245H154V254H152L155 258H156V260H159V262L160 261H162L163 260V263L165 264V263H167L168 262V260L170 259V258H172L173 256H176V255H178V260H177V264H192L190 261H189V258H188V256H187V249L188 250H191V245L193 244V243H195V241L197 242ZM222 240V239H221ZM226 240V239H225ZM166 241V240H165ZM220 241V240H219ZM149 242H152V241H149ZM164 242V241H163ZM185 242V241H184ZM185 242V243H186ZM152 245H153V243H151ZM234 244V243H233ZM232 244V245H233ZM180 245V244H179ZM231 245V244H230ZM241 246H243L242 245V243L240 244L239 242L237 243V244H235L234 246H232L231 248H230V250H229V253H228V255H229V259L228 260H225V261H222L220 264H239L240 262H241V257H239V256H237L236 254H235V250H236V248H238V247H241ZM3 247V249L4 248H6V247H4V246H2ZM227 247V240L226 241H223V242H221L220 243V247H219V250H218V252L219 251H222L223 249L225 250V248ZM183 248V247H182ZM147 249V248H146ZM152 249H153V246H152ZM179 249H181V248H179ZM6 250H8L9 252H11V250L10 249H8V247L6 248ZM146 251H147V253H146ZM4 252H5V250H4ZM7 252V251H6ZM212 252V251H211ZM149 253H150V255H149ZM146 254H148L149 256H150V258L148 257V256H146ZM219 254H221V253H219ZM25 257H27V256H25ZM30 257V256H29ZM145 257L147 258V260H148V262L147 263H151V264H155V263H153L154 261H156V260H152V258L153 257H151V251H149V250H145V253L143 254V260L145 259ZM207 257V256H206ZM28 258V257H27ZM155 258H153V259H155ZM30 259V260H29ZM33 259V258H32ZM31 258H28L27 259V261L29 262V264H35V259H33L32 260ZM150 260V261H149ZM203 260H204V262H203ZM27 261H26V258H25V261L23 262V264L26 262L27 263ZM43 263L44 264H51V263H53V262H51V261H49V258H48V260H46V259H43ZM20 264H22V263H20ZM28 264V263H27Z\"/></svg>", "mask_w": 264, "mask_h": 264}]
</instances>
